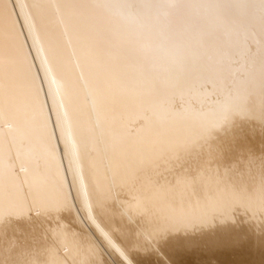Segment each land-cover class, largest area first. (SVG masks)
I'll use <instances>...</instances> for the list:
<instances>
[{
	"label": "bare ground",
	"instance_id": "1",
	"mask_svg": "<svg viewBox=\"0 0 264 264\" xmlns=\"http://www.w3.org/2000/svg\"><path fill=\"white\" fill-rule=\"evenodd\" d=\"M201 249L264 264V0H0V264Z\"/></svg>",
	"mask_w": 264,
	"mask_h": 264
},
{
	"label": "rangeland",
	"instance_id": "2",
	"mask_svg": "<svg viewBox=\"0 0 264 264\" xmlns=\"http://www.w3.org/2000/svg\"><path fill=\"white\" fill-rule=\"evenodd\" d=\"M202 251H195L194 253L192 252H189L190 253V256H189V254L187 255V253H181L183 256H186L187 255V257H189L191 260H192V262H193V264H199L200 262H198L197 263V261L199 260V257H200V260L201 259H203V258H205V256H206V252H205V249H201ZM205 252V253H204ZM200 253H201V255H200ZM197 255V256H196ZM204 256V257H203ZM235 256V257H234ZM231 257L233 258H231L232 260H234V258L236 259V257H237V255H235V254H233V255H231ZM196 259H198L197 261H196ZM194 260V261H193ZM196 262V263H195ZM203 263L204 264H221V263H217V261H210V260H207V261H203ZM176 264V263H175Z\"/></svg>",
	"mask_w": 264,
	"mask_h": 264
},
{
	"label": "clouds",
	"instance_id": "3",
	"mask_svg": "<svg viewBox=\"0 0 264 264\" xmlns=\"http://www.w3.org/2000/svg\"><path fill=\"white\" fill-rule=\"evenodd\" d=\"M130 19H131V17H130Z\"/></svg>",
	"mask_w": 264,
	"mask_h": 264
}]
</instances>
